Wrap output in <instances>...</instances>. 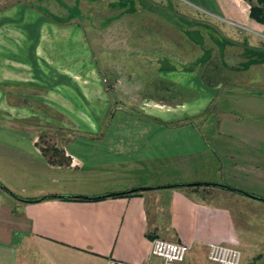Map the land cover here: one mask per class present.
Returning <instances> with one entry per match:
<instances>
[{"label": "crops", "instance_id": "0c3cea01", "mask_svg": "<svg viewBox=\"0 0 264 264\" xmlns=\"http://www.w3.org/2000/svg\"><path fill=\"white\" fill-rule=\"evenodd\" d=\"M99 1H107L103 12L105 14L97 12ZM166 1L73 0L72 6L68 9L77 11V15L83 17L87 25L83 29L76 28V31L81 34L86 30L101 34V39L97 43L103 49L102 53L95 56L96 58H92L89 52L86 54V41L84 37L82 38V44L78 46L79 49H83L82 55L72 57V60L76 58L77 64L91 66L94 73L86 75L80 72L78 76L81 79H86V76L87 79H95V77L98 79L101 71L97 65H117L118 69L116 71L111 69L107 76L113 82H125V85L113 87L115 88L113 91L120 97L127 98L133 83L132 74L135 71L139 75L148 73L149 70L143 65L152 66V63H148L149 60L146 59L133 58L130 51L137 47L134 42L133 45L123 47L122 53L119 52L120 50L117 51L120 48L118 41L124 39L123 35L121 38L118 36L135 32L138 34L135 36L136 41L140 42L137 44L142 43L143 47L151 48L157 53L159 49L163 51L160 41L164 39L160 32H163L167 26L165 16L159 10H162V7L165 9ZM173 1H177L178 7L190 6L212 18L210 21L212 23H220L221 31L229 40L227 46L229 48L234 44L237 46V59L232 60L228 65L221 63L223 81L220 83L213 79L211 84L214 88L220 84L222 88L228 90L225 93L228 95L233 88L234 90L245 88V91L254 88L264 90V23L249 16V8L254 0ZM150 2L158 8L150 9ZM111 8H115V11H111ZM103 10L104 8L101 12ZM93 11V16L101 17L96 23H91L88 18L89 12ZM17 13L18 15L24 13V8H19ZM135 16L146 19L156 17L157 22L155 20L151 23L147 20L135 24L132 20ZM39 19L35 17L32 23L27 22L24 25L25 34L29 38L27 45L29 50L35 48L38 42ZM143 24L152 26H149L152 30H149L148 34L144 30L134 31ZM173 31L178 35V30ZM236 32L240 42L235 43L231 39L232 34ZM105 33L109 34V40L105 39L106 36L103 35ZM177 48L181 53L182 49L194 51L197 49L189 42ZM221 48L223 51L226 49L225 46ZM209 49L212 50V47L209 46ZM242 52L245 53L244 56H241ZM122 54L125 56H121ZM69 57L68 53L66 58ZM198 58L197 56L190 59L188 66L183 69L167 67L166 62L161 59L151 60L158 62L154 64L164 66L155 69L153 67L151 70L156 78L168 76L171 82L178 81L181 78L179 74L187 73L190 79L194 77L200 80L198 65L201 63L197 62ZM8 59L10 62L15 60L21 65L26 64L31 68L30 71H35L30 73L34 75L29 78L30 81L33 79L52 82L71 81L69 74L64 70L57 75L38 72L37 65L50 62L43 58L38 59L32 52L29 55L26 53V57L20 59L8 58L6 53L0 52V83L3 85L15 79L9 78L12 74L6 72L5 65L8 64ZM15 61L14 64H17ZM62 63L71 64V59ZM233 64H236V67H232ZM134 66L142 67L133 69ZM47 70L46 68L45 71ZM21 71L22 68L19 67L14 73L21 75L18 73ZM210 71L214 77L218 75L216 71L219 70L212 68ZM149 80L147 79L148 82ZM14 82L19 83L18 80ZM151 82L149 84L154 83V87L159 86L157 80ZM162 88L167 89L164 85ZM211 90L215 91L213 88ZM137 91L139 92L138 89ZM78 93L82 97L85 96L83 89H79ZM206 97L214 99L215 96L206 95ZM127 111V109L123 111L125 117H122V120L98 123L99 129H104L101 135L78 136L63 141L60 144L61 151L52 152L53 156H58L57 161H54L51 154L38 148L36 126L28 122L0 120V145L20 154L21 157H18L20 160H23V156H29L28 160L33 159L35 162V165L33 163L31 166L28 165L29 163L24 164L27 167H19L20 169L14 163L13 167H17L12 169L10 163L0 160V184L16 197L10 196L0 188V264H106L109 259L129 264H161V260L150 255L149 252L153 238L186 245L188 250L179 264H214L205 258L207 243L238 248L241 253V264H264V246L253 253L252 250L247 251L249 245L245 243L246 239L234 222V220H258L256 213L261 215L259 220H264V204L249 201L243 198L247 196L235 192L217 190L214 186L201 185L199 188L219 191L222 199H206L193 189L194 186H175L222 183L219 174L218 176L212 173L208 176L195 174L191 165L185 166L182 173L173 176L141 175V171L149 167L153 168L154 164L151 163L160 162L166 157L170 158V161L181 162L187 158L185 155L195 154L197 149L187 140H177V137L169 140L165 138L167 129L174 132L187 121L167 125L163 121L126 120L130 117ZM167 143L171 146L168 147ZM245 159L249 162L259 161L250 155ZM250 166L253 169L247 171V176L254 180L260 178L262 170L257 168L258 165L251 163ZM51 173H56L60 178L72 177L93 182L85 187L79 186L73 189L66 187L17 189L14 186L18 180H21L20 177L26 176L29 179L27 180L32 182L38 177H45ZM2 176H5V180ZM138 188L140 189L135 192L125 193ZM57 196H75V198ZM224 200H231L236 204L232 206ZM260 238L264 240V236ZM254 246L257 247V244Z\"/></svg>", "mask_w": 264, "mask_h": 264}, {"label": "rangeland", "instance_id": "374dc122", "mask_svg": "<svg viewBox=\"0 0 264 264\" xmlns=\"http://www.w3.org/2000/svg\"><path fill=\"white\" fill-rule=\"evenodd\" d=\"M105 2L107 3V1H99V9H97L99 14H105L103 13L106 9ZM124 3L126 4L125 1ZM72 4L73 0H0V52L6 53V56L11 59L25 58L26 53L29 55L32 52L38 59L43 58L48 60V63L50 62L49 64L37 65L38 72L57 75L64 70L71 78V81L55 80L52 82L38 81V79L30 81L29 78L34 77L30 73L35 71H30L31 68L26 64L22 63L23 65H21L19 62L18 64L15 60L10 62L8 59V64L5 65L6 72L12 74L9 78H15L14 81L18 80L19 83L14 81L7 82L6 85L0 83V120L28 122V124L36 126L37 146L51 156H53L52 152L61 151L60 144L67 141L68 138L101 135L104 129H99L98 123L122 120L121 118L125 117V112H123L125 109L128 110L127 112L131 117H127L126 120L163 121L167 125L187 121L184 122L185 124L182 123L180 125L182 127L174 132L167 129L165 138L169 140L177 137V140H187L193 148L197 149L196 153L185 155L187 158L181 162L170 161L171 159L166 157L160 162L151 163L154 164L153 168L149 167V169L141 171V175L173 176L182 173L185 166L191 165L195 174L198 173L203 176H208L209 173L214 174V176L219 174L222 177L221 184L263 198L264 90L254 88L245 91V88H237L236 90L233 88L228 95L225 94L228 90L222 88L220 84L215 88L211 84L213 79L220 83L223 81L221 74L223 65L221 63L224 62L228 65L238 56V49L235 44L230 46L231 48L227 46L229 40L221 31L222 25L210 22L212 18L192 9L190 6L187 8L178 7L177 1L167 0L165 9L162 7V10H159L165 16V25L167 26L163 32H160L162 39H164V41H160L163 51L159 49V53H157L151 48L143 47L142 43L139 45L140 42L136 41L135 38L138 34L135 32L119 34L118 38L123 35L124 39L118 41L120 48L117 51L120 50L119 52L122 53L123 47L135 43L136 49L130 51L133 58L137 60L138 58L146 59L149 60L148 63H152V66L143 65L149 70L148 73L139 75L135 71L132 74L133 83H131L130 95L123 98L113 90L123 84L125 85V82H113L107 76L111 69L114 71L118 69L117 65H97L101 71V76L98 79L96 77L95 79H87L88 76L86 79H81L78 76L80 72L86 75L94 73L91 66L77 64L76 58L72 60V57L82 55L83 49H79L82 38L84 37L86 41V54L89 52L92 58H96L95 56L102 53L103 49L97 43L101 39V34L87 32V30L81 34L76 31V28L83 29L87 25L86 22L84 23V18L77 15V11L68 9ZM149 6L150 9L158 8L153 6L152 2ZM19 8H24V13L18 15ZM91 8L93 9V6ZM102 8L104 10L101 12ZM111 11H115V8H111ZM89 13L88 18L91 23H96L101 19L100 16L97 18L93 16L94 11ZM35 17L40 18L38 42L35 48L29 50L27 46L29 38L25 34L24 25L33 21ZM132 20L135 24L147 22V20L151 23L155 20L157 22L156 17L146 19L135 16ZM160 20L162 24V18ZM213 20L217 21L216 19ZM149 26L151 25H139L134 31L141 32L144 30L148 34L149 30H152V26L150 28ZM173 30H178V35ZM103 35L106 36L105 39L109 40L108 33ZM232 35L231 41L240 42L237 32ZM132 42L134 43L132 44ZM185 42L193 44L197 49L195 51L182 49L181 53L177 46H185ZM209 46L212 47V50L209 49ZM222 46H225V51L220 49ZM68 53L70 57L67 59ZM241 54V56L245 55L244 52ZM121 56H125V54ZM197 56L199 57L197 62L201 63L198 65L200 80H196L194 77L190 79L187 73L179 74L181 78L176 82H171L168 76L156 78L151 70L153 67L154 69L164 67L154 64L158 62L151 60L161 59L164 63L166 62L167 67L183 69L186 65L188 66L193 57ZM70 59L71 64L62 63ZM14 61L17 64H14ZM19 67L22 68V71L18 72L21 75H16L14 72ZM138 67L142 66H134L133 69ZM232 67H236V64H233ZM46 68L47 71H45ZM212 68H218L217 76L213 77L210 71ZM257 69L259 70V67ZM22 79L25 81H19ZM147 79H150L149 82ZM152 80H157L159 86L154 87V83L149 84L152 83ZM163 85L167 89L162 88ZM113 87L115 88L113 89ZM212 88L215 91H212ZM79 89L85 90L84 97L78 93ZM97 89L98 91H96ZM206 95H214L215 97L213 99L206 97ZM129 105L131 106L129 107ZM167 146L170 147L171 145L167 143ZM7 148L0 145V160H4V163H10L11 167H13L12 164L16 163L18 169L27 167L24 164L28 163L30 166L33 163L35 165L33 159L28 160L30 159L29 156H23V160H20L18 158L21 157L20 154L11 151V148ZM248 155L259 159V161L249 162L245 159L248 158ZM53 159L57 161L59 158L53 156ZM251 163H255L258 165L257 168L262 170L260 178L254 180L247 176V171L253 169L250 166ZM67 173H71V171H67ZM2 177L5 180V176ZM38 178L30 182L26 176L20 177L21 180H18L14 186L17 189L20 187L24 189L32 187L73 189L79 186L85 187L93 182L92 180L84 181L72 177L60 178L56 173ZM216 189L228 192L225 189ZM195 190L206 199H222L219 195L221 193L214 189H200L198 187ZM243 198L254 203L264 204L255 198ZM225 202L232 206L236 204L231 200ZM236 207L237 205H235ZM240 209L238 211L241 213ZM243 212L245 213V210ZM259 214L256 213L258 220H234L241 235L247 241L245 243L249 245L246 250L249 252L252 250V253L264 246V240L260 238L264 236V220H259L261 218ZM254 244H257V247ZM241 263L242 261H240Z\"/></svg>", "mask_w": 264, "mask_h": 264}, {"label": "built area", "instance_id": "2783aa9c", "mask_svg": "<svg viewBox=\"0 0 264 264\" xmlns=\"http://www.w3.org/2000/svg\"><path fill=\"white\" fill-rule=\"evenodd\" d=\"M188 247L181 243L153 238L150 245V255L161 260V264H179L182 262ZM205 258L214 264H239L241 259L240 250L234 246L207 243ZM106 264H129L122 261L109 259Z\"/></svg>", "mask_w": 264, "mask_h": 264}, {"label": "trees", "instance_id": "16d2710c", "mask_svg": "<svg viewBox=\"0 0 264 264\" xmlns=\"http://www.w3.org/2000/svg\"><path fill=\"white\" fill-rule=\"evenodd\" d=\"M249 16L255 20H257L260 23H264V0H254V3H251L250 8H249ZM202 57V56H201ZM204 186H208L207 184H203ZM181 186H194L193 189H196L200 187L201 185L197 184H184ZM3 190L6 191L7 193H10L4 186H2ZM204 189V188H203ZM138 189L132 190V191H126L125 193H130V192H135ZM11 195H14L10 193ZM47 197V196H45ZM57 197H74L75 196H57ZM78 198V197H76ZM40 199V198H39Z\"/></svg>", "mask_w": 264, "mask_h": 264}, {"label": "water", "instance_id": "95a60500", "mask_svg": "<svg viewBox=\"0 0 264 264\" xmlns=\"http://www.w3.org/2000/svg\"><path fill=\"white\" fill-rule=\"evenodd\" d=\"M199 185H203V184H207V185H209V186H214V187H217V188H221V189H225V190H227V191H231V192H235V193H238V194H240V195H243V196H247V197H250V198H255L256 200H259V201H262V202H264V198H262V197H256V196H254V195H252V194H249V193H247V192H244V191H242V190H238V189H235V188H232V187H228V186H226V185H223V184H215V183H198ZM181 185H184V184H179V185H175V186H181ZM2 186L3 185H1L0 184V188L1 189H3L2 188ZM140 188H138V190H139ZM132 190H135V189H132ZM132 190H130V191H132ZM10 194V193H9ZM10 196H12V197H14V198H16L14 195H11L10 194Z\"/></svg>", "mask_w": 264, "mask_h": 264}]
</instances>
